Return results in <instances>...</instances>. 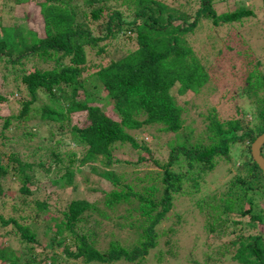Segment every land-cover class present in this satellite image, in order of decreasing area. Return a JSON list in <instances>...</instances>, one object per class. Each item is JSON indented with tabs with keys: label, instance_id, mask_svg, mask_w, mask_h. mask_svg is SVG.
<instances>
[{
	"label": "trees",
	"instance_id": "trees-1",
	"mask_svg": "<svg viewBox=\"0 0 264 264\" xmlns=\"http://www.w3.org/2000/svg\"><path fill=\"white\" fill-rule=\"evenodd\" d=\"M24 1L33 3L35 10L27 13L18 10L20 14L17 12L10 18L2 12L8 0L0 1V68L23 65L25 60L41 65L19 75L17 89L21 88L24 98L19 100L17 113L2 118L0 135L3 138L4 131L12 125L19 140H25V145L30 141L34 144L31 152H10L6 157L0 152V196H5L2 182L7 177L14 176L20 182L19 190L29 193L32 178L50 170L42 156L47 146L37 136L38 126L28 125L33 117L37 125H48L50 130L57 127L84 147L79 158L74 150L67 153L50 150L48 157L54 164L51 167L55 175L63 169L53 181L59 185L70 183L73 171L77 170L73 167L76 161L92 162L102 168L91 166V169L116 187L102 198L103 207H98L97 201L76 198L66 204L62 216L49 211L45 201L35 200L31 218L36 220L39 213L46 215L44 233L48 236L38 252L35 245L39 241L29 225L14 216L4 218L0 213V264H58L70 259H81L85 264H143L159 238L173 231L161 229V222L170 214L175 224L179 222L181 214H174L172 208L174 199L182 194L191 195L190 205L204 204L210 209L211 201L215 203L216 209L210 213L213 218L215 214L235 211L248 214L249 221L258 223L259 231L237 240L233 258L241 264H264V175L250 155L251 142L264 132V70L258 68V59L251 67H245L242 74L245 85L241 91L245 95H241L247 96L249 119L234 115L218 118L208 112L203 119L207 143L191 142L184 135L170 145L164 163L139 155L137 163L152 162L159 169L138 190L121 182L112 169L106 168L119 161L113 154L116 144L139 146L129 130L146 129L153 124L173 133L182 129L185 107L176 101L171 90L180 95L187 91L198 94L209 82L205 60L187 40V34L201 18L219 26L254 18L255 10L241 3L218 13L213 7L214 0H199L193 15L160 0ZM20 2L23 1L13 0L14 10ZM260 3L264 9V0ZM36 17L40 19L37 26L41 30L29 23ZM131 40L135 46L130 44ZM110 50L112 54L107 61L96 62ZM120 53L122 56L118 57ZM99 91L104 93L101 98L96 97ZM5 99L0 94V101ZM96 99L109 103L116 118L107 115L106 106L101 108ZM240 108L235 111L238 116L245 113ZM243 140L249 143L246 158L235 166V173L226 182L225 194L216 196L215 191L206 196L194 194L204 173L212 172L219 162L229 165L230 160L236 159L231 150ZM181 159L187 170L199 167L195 175L172 169ZM230 167H225L227 172ZM62 178L65 184L59 182ZM184 178L192 179L193 184L183 187ZM117 203L124 207V216L118 215L121 218L114 226L118 233L136 235L131 245L119 242L111 231L105 232L103 228L102 219L112 220L111 212ZM6 227L9 228L5 230ZM209 227L210 222L205 219L203 228L212 230ZM10 234L18 236L19 247L7 242ZM43 248L50 249L51 254H43ZM59 248L60 252L55 254Z\"/></svg>",
	"mask_w": 264,
	"mask_h": 264
},
{
	"label": "rangeland",
	"instance_id": "rangeland-1",
	"mask_svg": "<svg viewBox=\"0 0 264 264\" xmlns=\"http://www.w3.org/2000/svg\"><path fill=\"white\" fill-rule=\"evenodd\" d=\"M2 1V0H0ZM15 6L13 9V0L2 7V12L6 14L7 18L11 15L17 14L20 10L22 13L35 10V5L29 1H24ZM166 2L170 6H178L180 10L185 11L189 15H193L198 8L199 0H160ZM249 5L252 7L257 15L254 18H244L239 22L232 24H223L214 26L208 19L201 18L196 27L187 34V40L192 46L194 52L205 60L209 73V82L201 88L198 94H193L192 91H187L185 94H178L172 89L176 101L185 107L183 112V127L179 132L173 133L159 129V125L153 124L149 128H139L129 130L139 143L138 147H132L129 144H116L113 149V154L119 161L114 162L107 169H112L123 183H129L135 190L140 189L141 185L150 181L156 176V171L159 169L157 164L151 162L148 164L137 163L136 159L139 155L150 156L151 159L157 160L159 163H164L168 157L170 145L182 136L188 135L191 142L200 141L208 142V138L204 132L205 122L204 117L208 112L216 115L218 118H226L231 115L249 119L250 113L247 108L248 99L241 91L245 85L242 74L245 67H251L258 59V68L264 70V9L260 0H214L213 7L216 12L229 11L240 4ZM17 9V10H16ZM19 10V11H18ZM20 14V12H19ZM35 16V15H34ZM31 17V16H30ZM39 17L30 20V25L41 30V26H37ZM130 44L135 46V41L131 40ZM123 51V50H122ZM111 50L109 53L98 57L97 61L105 62L111 57ZM122 53L118 55L121 57ZM103 57V60L100 59ZM41 65V64H40ZM34 64L33 60L23 61V65L8 64L6 69L0 68V94L6 96L5 100L0 101V127L2 118L9 113H17L20 108L19 100L24 98L23 91L17 89V83L23 71L39 67ZM14 66V67H13ZM11 68V69H10ZM177 93V94H176ZM103 91L96 94L97 98H101ZM244 94V95H241ZM101 108H104L106 114L112 118L116 115L111 110V105L104 102L102 99H96ZM245 110V113L239 115L235 113L236 108ZM36 117L29 120L28 125L38 126L37 136L45 146H47L43 153V158L50 166L47 173H37L32 178L29 193H23L19 190L20 182L14 177H7L2 182L5 196H0V213L4 218L14 216L18 218L21 223H26L34 231L39 243L35 245L36 251L42 250L41 244L47 240V235L44 233L46 224V215L39 213L36 220L31 218L35 211V200H43L47 203L49 211L58 216L66 207V204L76 198H83L88 201H97L98 207H103L102 198L112 188L116 187L108 179L100 176L98 171H93L91 166H95L97 170L100 167L97 163L85 162L84 164L76 161L73 167L77 170L73 171L70 183L65 184L64 178L59 185L53 181L59 173L52 169L54 166L52 160L48 157L51 149L61 152H69L74 150L76 158L82 156L84 147L76 144L66 134L61 133L57 127L48 125H37ZM39 124V123H38ZM194 130V131H193ZM4 137L0 135V152L4 155L10 152H31V144L34 141L25 145V140H19V136L15 134L13 126L10 125L4 131ZM10 139L9 141H6ZM3 141L5 144L3 145ZM23 143V144H22ZM249 143L246 140L238 142L233 145L232 152L235 160H230V172H227L225 167L229 166L227 162L224 164L219 162L212 170L202 175L200 178L197 195H207L215 191L218 196L221 192H226V182L235 173V166L246 158ZM145 146V148H144ZM148 150H147V149ZM262 152L264 154V145L262 144ZM238 153V154H237ZM17 154V153H16ZM6 157V155H5ZM67 163V156L66 160ZM198 166L187 170L186 162L181 159L179 163L173 164L172 169L175 172H187V175H195ZM161 169V168H160ZM186 177V176H185ZM193 184V180L184 178L182 182L183 187ZM12 193V194H11ZM11 194V195H10ZM193 195V194H192ZM191 195H178L174 199L172 212L174 214H181L180 220L175 224V218L172 214L161 222V229H173L166 232L159 238L158 244L149 250L146 260L143 264H195L197 262H213L216 264H241L233 255L238 246L237 240L241 236H247L250 233L259 231V225L249 221L248 214L242 215L235 212L220 213L213 218L210 214L215 211L214 204L210 203V209L203 204L197 206L190 205L189 198ZM218 198V197H216ZM26 203H22V202ZM187 204L189 206H187ZM203 207V209H202ZM124 207L117 203L113 206L112 220L102 219L103 228L105 232L111 231L113 236L123 244L131 245L136 235L134 233L124 232L118 233L114 226L118 215L124 216ZM207 213V211H209ZM184 212V213H182ZM94 217H98L96 212H92ZM22 216L19 218V216ZM97 215V216H95ZM205 219L210 222L212 230L203 228ZM174 220V221H173ZM262 227L264 229V218L262 219ZM52 223V222H51ZM52 225V224H51ZM209 227V228H210ZM9 227H6L7 230ZM18 236L7 237V242L19 247L17 240ZM236 241V242H234ZM61 248L56 249L55 254L60 252ZM43 254H51L50 249L43 248ZM58 264H85L81 259L61 261ZM120 264V263H114Z\"/></svg>",
	"mask_w": 264,
	"mask_h": 264
},
{
	"label": "water",
	"instance_id": "water-1",
	"mask_svg": "<svg viewBox=\"0 0 264 264\" xmlns=\"http://www.w3.org/2000/svg\"><path fill=\"white\" fill-rule=\"evenodd\" d=\"M264 143V132L258 134L250 144V154L264 175V157L261 154V146Z\"/></svg>",
	"mask_w": 264,
	"mask_h": 264
},
{
	"label": "clouds",
	"instance_id": "clouds-1",
	"mask_svg": "<svg viewBox=\"0 0 264 264\" xmlns=\"http://www.w3.org/2000/svg\"><path fill=\"white\" fill-rule=\"evenodd\" d=\"M262 147V146H261ZM262 154V153H261ZM251 155V154H250ZM263 155V154H262ZM263 157H264V155H263Z\"/></svg>",
	"mask_w": 264,
	"mask_h": 264
},
{
	"label": "bare ground",
	"instance_id": "bare-ground-1",
	"mask_svg": "<svg viewBox=\"0 0 264 264\" xmlns=\"http://www.w3.org/2000/svg\"><path fill=\"white\" fill-rule=\"evenodd\" d=\"M184 88V87H183ZM186 88V87H185ZM181 90V89H180ZM185 90V89H184ZM194 131V130H193Z\"/></svg>",
	"mask_w": 264,
	"mask_h": 264
}]
</instances>
